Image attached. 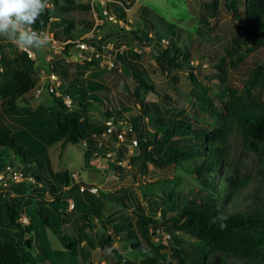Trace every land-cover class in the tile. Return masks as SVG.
Here are the masks:
<instances>
[{"label":"trees","instance_id":"1","mask_svg":"<svg viewBox=\"0 0 264 264\" xmlns=\"http://www.w3.org/2000/svg\"><path fill=\"white\" fill-rule=\"evenodd\" d=\"M133 1L120 0L121 5L118 6L111 3L115 18L127 24L125 9L129 8ZM48 3L50 5L42 15L41 21L32 27H50V24L60 26V33L52 31L58 42L75 36L71 15L73 10H99L97 3L94 6L75 0H48ZM223 4L229 10L235 11L237 8L235 0H224ZM216 7L217 0L200 1L198 21L202 27L208 23L209 17L214 16ZM239 12L242 14V23L238 25V30L231 33L222 48V55L217 59L219 63L215 66L219 73H224L225 62L229 68H236L237 64L243 61L246 52L264 47V0H243ZM138 13L141 16L139 22L148 33L139 34L131 27L127 32L139 46L152 43L155 45L153 58L160 71L187 69L185 74L192 83L193 92L199 101L197 106L210 115L211 119L204 121L203 126L195 125L184 116H176L177 112L170 105H165V115L156 112L153 118L148 120L150 105L138 97V91L154 89L143 76L144 69L137 61V51L130 47L118 54L116 60L131 70L135 84L132 103L137 104L135 112H126L128 107H115L109 87L102 81L84 75L86 68L95 64L94 61L73 62L75 70L71 71L64 66L71 62L64 59V62H52L50 70L59 76V88L70 96L72 107L67 108L58 96L49 93L43 95H49L52 103H37L31 107L24 100V94L34 85V63L24 51L16 52L11 58L15 65H10V61L0 54V157L8 153L5 160L11 166V159L15 157L23 165L34 163L41 166L48 162L46 148L56 141L62 144L84 141L83 156H87L89 149L98 143V138L106 127L104 122L90 123L85 120L89 106L98 105L101 108L99 112L105 119H119L131 124L132 130L126 136L137 139L135 153L125 154L122 143L116 147L110 142L106 148L113 153L117 152L116 159L126 158L129 161V172L134 170L131 164L135 165V162L139 164L138 167L144 166L146 162L155 167L183 164L186 172L194 175L199 185L210 192L203 200L186 198L178 203L173 199L172 193L180 178L176 175L172 177L167 181V189L161 192L168 197L172 214L160 218V213L155 216L139 209L133 212V223L110 224L108 231L103 234V245L117 261L123 258L111 246L113 236L127 239L134 234L139 236V240L130 243V249L138 251L142 258L138 262L124 260V264H157V251L167 243L154 240L152 235L155 228H161L169 232L170 237L179 231L192 236L201 244L199 255L192 264H210L216 252L243 256L245 260L242 264H264V197H261V189H264V97L261 92L264 63H255L242 72L238 87L219 78L220 96L216 104L208 94L207 87L193 72V66L190 64L191 52L175 41L181 38L182 27L166 23L162 30H159L148 19L145 6H139ZM161 33H164L163 36ZM164 35L166 43L162 44L160 39ZM68 45L64 44L62 53L67 54ZM199 54L201 57L211 56L210 50L207 49ZM213 76L218 75L212 74ZM163 95V103L169 104L170 97L165 93ZM18 101L23 103L19 104ZM232 130L238 133L245 146L258 154L260 161L256 170L257 187L243 194V197L250 200L245 210L230 211L224 205L226 201L234 199L236 194L247 191L246 186L252 177L249 171L241 172L237 166L238 159H232L226 152L225 141ZM127 137L124 142L129 143ZM111 138L114 139L112 134ZM1 162L0 159V167ZM107 165L112 171L123 172V166L114 161L108 162ZM24 174L31 175L33 181L14 183L5 195L0 197V264H30L29 250L33 248L31 233H36L33 228L34 220L30 219L27 225L22 226L17 218L23 207V198L29 201L31 192H35L38 197L35 207L38 216L36 222L43 226H54L61 244L70 252L68 264H73L74 247L80 246V251L92 247L86 232L92 227L89 214L95 215L98 220L102 219L100 207L91 201L93 194L86 190L80 191L88 207L78 216L75 237L68 239L60 229V209L64 204L58 195L63 186L72 182L71 174L66 170L54 171L51 173L52 180L40 177L37 173ZM10 192L13 194H9ZM44 193H48L51 200H44ZM221 212L228 216L227 228L223 231L211 223V219ZM63 241L65 243H62ZM81 241L84 244H80ZM34 248L37 250L36 259H48L44 245L37 242ZM145 249L149 251L148 254H145ZM168 249L175 264H186L184 250L178 245H168ZM216 264L228 262L220 255Z\"/></svg>","mask_w":264,"mask_h":264},{"label":"rangeland","instance_id":"2","mask_svg":"<svg viewBox=\"0 0 264 264\" xmlns=\"http://www.w3.org/2000/svg\"><path fill=\"white\" fill-rule=\"evenodd\" d=\"M75 1L88 3L87 0ZM200 1L202 0H135V3L125 10L127 24L121 22L120 25L118 23L104 21L100 26V43L112 41L118 44H125L128 47L136 46L138 51L140 49L137 52V61L143 66V76L146 82L151 84L154 89L153 91L147 89H139L138 91V97L150 105L149 113L147 114L148 120L152 119L156 112L165 115V105H170L177 112L176 116H184L195 125L203 126L204 121L210 120L211 116L203 110H200L197 106L199 101L193 92L192 83L185 74L187 69L183 71L174 69L171 72L160 71L153 58L155 45L152 43L150 45L139 46L132 35L127 32V29L131 27L139 34L148 33L146 29L142 28L139 22L141 16L135 11L137 5H142L147 8L148 19L159 30H162L166 23H173L182 27V36L175 41L191 52L190 64L193 66V72L197 79L207 87L208 94L216 104H218L217 99L220 96L219 88L221 84L218 82L219 78L227 81L230 85L238 87L242 72L255 63H264V47H261L246 52L243 61L238 63L236 68H229L225 62L224 73H219L215 67L219 63L217 59L222 55V48L228 41L231 33L238 30V25L242 23V14L239 11L243 0H235L237 6L235 11L225 7L223 4L224 0H217L214 16L209 17L208 23L203 27L198 21ZM71 15L74 20L73 34L75 36L83 34L92 26L94 17V11L92 9L78 8L73 10ZM60 30V26L50 24V27H48L49 32L60 33ZM163 34L161 33V36ZM163 38L166 39V36L164 35ZM204 49L210 50L211 56L201 57L199 53ZM19 51L23 50L18 49L14 42L0 38V54H3L10 61V65H15V62L11 58ZM33 51L36 54V63L34 64L35 83L39 77L38 69L44 66L45 63L43 57L45 48ZM63 56L61 50L56 52L53 62H64L63 59L66 55ZM66 62H71L70 64L64 65L68 70H75L73 61ZM212 74L218 76L212 77ZM84 75L102 81L109 87L112 103L115 107L122 106L123 109L128 107L126 112H135L137 110V104L132 103L135 84L131 70L121 64V62L116 61L112 69L101 68L94 64L86 68ZM61 84L64 87V83L61 82ZM261 92L264 97V82ZM163 93L170 97L169 104L163 103ZM24 100L31 107L37 103H52L49 95L34 96L32 90L24 94ZM18 103L21 104L23 102L18 101ZM100 110L101 108L98 105H90L85 114V120L90 123H103L105 117L99 112ZM110 142L114 144L109 134H100L98 143L96 142L94 147L89 149L90 151L87 156L84 157L83 149L85 145L82 143L66 142L62 144L60 141H56L46 148L48 162L41 166L34 163L23 165L17 157L11 159L13 167L19 171L23 173H37L40 177H45L49 180H52V172L66 170L72 177L75 175L83 180L93 181H74L73 179L66 189L59 191L58 197L64 204V209H60V229L68 239L75 237L76 225L72 223V217L79 216L88 207V203L84 202V195L82 196L78 190V185H93L97 187L98 194L92 195L91 201L100 207L102 219L98 220L95 218V215L89 214V223L92 227L89 229L86 228V232L91 240L92 247L83 251H80V246L74 247L73 264H124V260L140 261L142 255L138 251L130 249V243H136L139 240L138 235L133 234L127 239L113 236L111 246L123 258L120 261H117L116 257H113L112 253L103 245L102 236L108 231L110 224L120 222L133 223V212L139 209L155 216L159 212L160 218L172 214L173 210L168 197L161 192L167 189V181L175 175L180 178V182L176 184L175 190L172 193V197L176 202L180 203L186 198L203 200L210 194L208 190L199 185L194 175L186 172L183 164H168L162 167H155L146 162L144 166L138 167L139 164L135 162V165L130 163L131 166H134L132 172H129L128 166L122 167L123 172L112 171L107 164L116 159L117 152L107 153L108 150L106 148ZM121 143L125 148V154H133L136 152L134 147H129V143ZM128 148H130V153L127 152ZM225 148L227 154L232 159H238L237 166L239 170L241 172H251L252 177L246 186L247 191L236 194L234 199L226 201L224 205L230 211L237 209L245 210L250 200L243 197V194L245 192H251L257 187L258 175L256 170L260 164L259 156L245 146L235 130H232L228 135L225 141ZM7 155L8 153L2 155L0 157L1 161L7 159ZM124 161L129 165V161L126 158H124ZM261 190V197H264V189ZM31 194L30 204L24 209L22 208V210L26 211V215H30L33 218V228L36 230V233L32 231L33 235L31 233L33 248L29 250L30 264H68L71 257L70 252L61 244L54 231V226H43L36 222L38 216H36L35 207L37 206L38 197L35 192H31ZM213 195L216 194L213 193ZM67 197L74 201V206L70 211L65 209V200ZM45 198L48 199L44 200H51V196L48 193L45 194ZM169 238L167 244L157 251L158 256L155 257L157 264H175V260L170 256L168 245H178L186 253L185 263L192 264L199 255V251L202 248L201 244L192 236L179 231L173 233ZM37 242L45 246L48 259L35 258L37 250L34 247ZM62 243H65V241ZM80 244L84 243L81 242ZM148 253L149 251L145 252V254ZM220 255L227 260L228 264H242L245 260L243 256L224 255L216 252L210 264H216V259Z\"/></svg>","mask_w":264,"mask_h":264},{"label":"built area","instance_id":"3","mask_svg":"<svg viewBox=\"0 0 264 264\" xmlns=\"http://www.w3.org/2000/svg\"><path fill=\"white\" fill-rule=\"evenodd\" d=\"M89 4L93 5L98 4L99 10L96 11L92 8L94 11V17L92 26L83 34H80L78 36H74L71 39H67L64 42H58L52 34V31H48V25L40 28H33V30L37 32H42L46 34L49 37V41L47 46L45 47V52L43 53V57L45 59L44 66L39 67V77L37 81L34 83L33 87L30 89L32 90V94L34 96H40L43 94H52L53 96H58L61 99V102L63 105H65L67 108L72 107V101L70 96L63 92L60 88V79L59 76L50 70L51 64L53 62L54 54L56 52H59L60 50L64 48V44H69L67 46V54L63 55L65 61H73V62H83V61H94L95 65H98L101 68L105 69H112L116 64V57L118 54L123 53L128 46L125 44H118L114 43L112 41H106L103 43L99 42V31L100 26L104 23V21H109L112 23H118L121 25V22L115 18V16L108 11V9L105 7V4L108 0H87ZM48 31V32H47ZM162 44L166 43L165 38L160 39ZM134 51L138 48L136 46L130 47ZM28 57L29 60H31L34 64L36 63V54L33 50H23ZM105 129L103 132H101L102 135L105 133L111 134L114 136L113 142L114 146H119L121 142H124L126 139L127 133L131 132V124L126 123L122 120H113L111 118L105 119L104 121ZM129 139V147H136L137 145V139L135 137H130ZM82 144H85L84 141H82ZM128 148V153L129 152ZM112 151L108 150V154H110ZM113 153V152H112ZM132 154V153H130ZM115 163L122 165V166H128L127 163L124 161V159H114ZM72 177V175H71ZM74 177V175H73ZM72 177V180H73ZM19 181H33V178L31 175H25L23 172L19 171L15 167L11 166L6 162V160L2 161V165L0 167V197L4 196L5 193L9 190L10 186L14 183H17ZM78 190L83 191L86 190L87 192L97 195L98 189L96 186L93 185H78ZM9 194H13V192H10ZM74 206V202L70 198H66L65 200V209L70 210ZM159 215V212H157L156 216ZM17 221L22 225L25 226L30 222V217L25 214L23 210H21ZM153 239L157 240L163 244H166L169 240L170 234L164 229L161 228H155L154 230ZM166 242V243H164Z\"/></svg>","mask_w":264,"mask_h":264},{"label":"clouds","instance_id":"4","mask_svg":"<svg viewBox=\"0 0 264 264\" xmlns=\"http://www.w3.org/2000/svg\"><path fill=\"white\" fill-rule=\"evenodd\" d=\"M49 7L48 0H0V38L12 41L21 50H41L49 37L33 30ZM228 216L221 212L211 223L223 231L227 228ZM147 251V249H145Z\"/></svg>","mask_w":264,"mask_h":264},{"label":"crops","instance_id":"5","mask_svg":"<svg viewBox=\"0 0 264 264\" xmlns=\"http://www.w3.org/2000/svg\"><path fill=\"white\" fill-rule=\"evenodd\" d=\"M111 3H113L114 4V6H118V5H121V3H120V0H108L107 2H106V4H105V7L108 9V11L110 12V13H112V11H111V9H112V7H113V5H111ZM117 3V4H116ZM135 3V0L133 1V3L132 4H134ZM131 4V5H132ZM130 5V6H131ZM139 6H142V5H137V7H136V9H135V11L137 12V14H138V7ZM128 9V8H127ZM127 9H125V10H127ZM113 14V13H112ZM117 20H119L120 22H123L122 20H120V19H117ZM127 20V19H126ZM75 173V172H74ZM73 179H74V181H76V180H82V181H84V182H93V181H91V180H83V179H81V178H78V177H76L75 175H74V177H73ZM69 186V185H68ZM68 186H63L61 189L62 190H64V189H66V187H68ZM61 189L59 190V191H61ZM14 194H16V193H14ZM45 194L46 193H44V199H48V198H45ZM82 195V194H81ZM83 196V195H82ZM68 198V197H67ZM71 199V198H70ZM50 200V199H49ZM85 200V199H84ZM30 202H31V200H29V201H27V198H23V209L26 207V206H28L29 204H30ZM74 202V201H73ZM85 202V201H84ZM71 210V209H70ZM70 210H68V211H70ZM24 211V210H23ZM25 213H26V211H24ZM72 212V211H71ZM29 217H30V219H33L30 215H29ZM72 219H73V221H72V223H75V225L78 223V216H75V217H72ZM82 242V241H81ZM45 247V246H44ZM46 249V248H45ZM47 253V252H46Z\"/></svg>","mask_w":264,"mask_h":264}]
</instances>
